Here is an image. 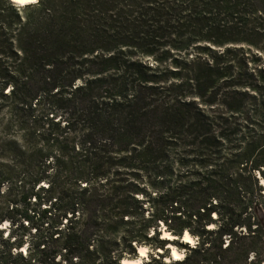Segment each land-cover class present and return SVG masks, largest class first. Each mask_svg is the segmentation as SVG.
Masks as SVG:
<instances>
[{
    "label": "trees",
    "instance_id": "1",
    "mask_svg": "<svg viewBox=\"0 0 264 264\" xmlns=\"http://www.w3.org/2000/svg\"><path fill=\"white\" fill-rule=\"evenodd\" d=\"M2 113L0 264H264V0H0Z\"/></svg>",
    "mask_w": 264,
    "mask_h": 264
},
{
    "label": "rangeland",
    "instance_id": "2",
    "mask_svg": "<svg viewBox=\"0 0 264 264\" xmlns=\"http://www.w3.org/2000/svg\"><path fill=\"white\" fill-rule=\"evenodd\" d=\"M7 127V123H6V114L5 113H2L0 115V143L2 142H5V140H7V136H9V132H6L5 131V128ZM12 133V135H14L13 132H10ZM4 162H8V160H4ZM4 225H7V224H4ZM4 228V227H2ZM166 233V232H162V235ZM168 234V233H167ZM163 237V236H162ZM169 240H172V239H169ZM191 243H185V242H180V241H170L168 246L166 248H169V250H167V253H166V258L164 259V261L166 263L170 262V261H175L173 259H171L172 257V251L175 250V252L179 255V256H182L183 258L185 257V254L187 252V250L185 249H179V247H177L173 242H177V243H181V244H189V246H193L196 244V239H193L191 238ZM24 250V249H23ZM25 251V250H24ZM148 249L146 248V255H145V258L142 260V263L143 261L144 262H147L149 261V258H148ZM159 252H162V251H159ZM182 258V259H183ZM168 260V261H167ZM181 260V259H179ZM125 261V260H124Z\"/></svg>",
    "mask_w": 264,
    "mask_h": 264
},
{
    "label": "bare ground",
    "instance_id": "3",
    "mask_svg": "<svg viewBox=\"0 0 264 264\" xmlns=\"http://www.w3.org/2000/svg\"><path fill=\"white\" fill-rule=\"evenodd\" d=\"M11 2H13V3H15V4H18L19 6H24V5H28V4H32V3H35V2H38V0H35V2H32V0H10ZM163 238L164 239H168V237H171V235H169V234H167V233H164L163 235ZM171 238H173V237H171ZM191 239V237H190V235L187 233V240H190ZM191 241V240H190ZM183 242H185V243H187L186 242V239H185V234L183 235ZM140 249H146V248H139L138 250H140ZM176 253V252H175ZM145 255H146V252H145ZM145 255L144 256H142V257H145ZM176 256H179L177 253H176ZM172 259L173 260H178V259H176V258H174V256H173V251H172ZM136 261H139L140 263H141V261L140 260H135V261H132V262H128V260L126 261H124L123 262V264H135V262ZM168 261V260H167Z\"/></svg>",
    "mask_w": 264,
    "mask_h": 264
},
{
    "label": "snow or ice",
    "instance_id": "4",
    "mask_svg": "<svg viewBox=\"0 0 264 264\" xmlns=\"http://www.w3.org/2000/svg\"><path fill=\"white\" fill-rule=\"evenodd\" d=\"M32 2H35V0H32ZM6 226L7 225H4V227H6ZM168 239H172V238L171 237H168ZM185 239H186V242L187 243H191L190 240H187V233H185ZM145 252H146V249H140L139 250V255L140 256H144L145 255ZM173 256H174V258H176L178 260L183 258L182 256H176L175 250H173ZM135 264H140V262L139 261H136Z\"/></svg>",
    "mask_w": 264,
    "mask_h": 264
},
{
    "label": "water",
    "instance_id": "5",
    "mask_svg": "<svg viewBox=\"0 0 264 264\" xmlns=\"http://www.w3.org/2000/svg\"><path fill=\"white\" fill-rule=\"evenodd\" d=\"M184 235V234H183ZM171 237H173V236H171ZM167 241H180V242H182L183 241V236H181L180 238H177V237H173L172 238V240H169V239H167ZM168 250H169V248H167ZM159 254H162L161 252H158ZM137 256H138V259L137 260H140L141 261V263L140 264H142V260L145 258V257H142V256H140L139 255V250L137 249ZM172 257V256H171ZM172 259V258H171ZM127 261V260H126ZM132 261H135V260H128V262H132ZM123 262L124 261H122L121 262V264H123Z\"/></svg>",
    "mask_w": 264,
    "mask_h": 264
}]
</instances>
